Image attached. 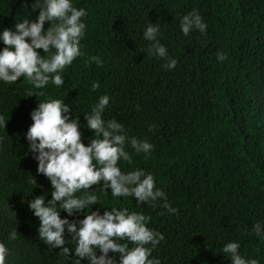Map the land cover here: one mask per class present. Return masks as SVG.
Wrapping results in <instances>:
<instances>
[{"label": "trees", "instance_id": "trees-1", "mask_svg": "<svg viewBox=\"0 0 264 264\" xmlns=\"http://www.w3.org/2000/svg\"><path fill=\"white\" fill-rule=\"evenodd\" d=\"M35 2L0 0V33L14 31L16 22L24 19L35 21L39 16V9L32 10ZM72 4L85 9L87 15L81 19L86 29L83 55L60 73L65 83L57 87L49 82L36 89L24 77L11 84L0 81V116L6 123L0 125V243L8 250L5 264H73L76 245L67 227L69 258L39 237L40 221L28 202L44 196L47 204L53 188L37 173L38 161L29 151L26 134L39 103L61 99L71 106L72 118L79 117L82 143L88 146L95 134L84 115L102 95L110 98L102 114L105 121L115 119L129 138L146 139L154 146L146 155L126 144L132 163L121 159V171L152 174L156 187L178 211L168 212L163 199L137 206L134 197L113 198L110 188L100 191L103 182L89 189L98 196L90 210L103 215L112 208H127L150 216L147 227L165 239L149 258L161 264H232L230 254L222 252L229 242L240 244L238 251L245 259L264 264V238L253 232L256 223L264 224V0H72ZM193 10L207 30L194 29L185 36L180 21ZM148 23H160L157 39L177 60L174 69L164 67L165 58L147 53ZM49 27L46 22L45 32ZM4 47L0 40V51ZM37 51L41 57L52 54ZM218 52L227 59L219 61ZM93 56L102 64L93 62ZM94 82L99 83L96 91ZM152 125L155 128L149 131ZM58 210L61 219L70 222L83 220L88 213L85 209L69 217ZM96 255H101L99 249ZM108 255L119 264L117 254Z\"/></svg>", "mask_w": 264, "mask_h": 264}, {"label": "clouds", "instance_id": "clouds-1", "mask_svg": "<svg viewBox=\"0 0 264 264\" xmlns=\"http://www.w3.org/2000/svg\"><path fill=\"white\" fill-rule=\"evenodd\" d=\"M37 9L39 16L35 21L24 19L16 22L14 31L5 29L0 33V40L6 46L0 51V81L11 84L24 77L36 89L45 88L49 82L59 87L65 83L60 73L83 55L81 40L86 24L81 18L87 13L84 8L74 7L72 0H36L32 10ZM46 22H50V27L45 32ZM180 28L188 36L194 29L206 32L207 24L193 10L183 16ZM159 33L160 23H148L144 32V39L151 42L147 53L165 58L167 63L164 67L174 69L177 60L169 57L166 47L157 39ZM38 49L52 54L41 57ZM217 59L222 62L227 56L218 52ZM91 60L97 65L102 64L99 56H93ZM98 88L99 83L94 82L92 91ZM109 99L108 95H102L92 107L91 113L84 115L87 128L95 134L88 146L82 143L79 117L72 118L71 106L63 100L48 99L40 102L33 110V124L26 139L29 151L38 161L37 173L49 179L53 191L52 199L47 204L45 197L39 196L29 201L28 206L39 218L40 227L37 231L40 239L53 248L61 249L60 254L69 258L72 249L65 246L68 241L64 238L67 227L71 242L76 245L73 264H81L84 259L90 261V264H116V257H109V252L119 256V264H161L159 259L149 258L165 239L160 232L147 227L150 216L141 212L130 213L127 208H112L101 215L99 210L91 211L89 208L98 204L96 191L89 189L103 182L100 191L110 188L113 198L134 197L137 206L163 199V207L168 212L178 211L167 202L164 191L156 187L152 174L143 170L127 173L121 171L118 166L121 159L132 163V156L125 150L126 144H130L137 154L146 155L154 146L146 139L129 138L123 125L115 119L105 121L102 118ZM0 125H6L3 116H0ZM154 128L155 125L150 126L149 131ZM32 183L36 186L33 177ZM78 192L82 194L77 196ZM58 209L66 212L69 217L85 209H88V213H85L83 220L70 222L67 218L61 219V211ZM253 232L257 237L264 238V224L256 223ZM16 237L17 231L14 230L10 239ZM239 248L238 242H229L222 252L230 254L232 264H259L256 259L241 256ZM96 249H99L101 255H96ZM7 254V248L0 243V264H5Z\"/></svg>", "mask_w": 264, "mask_h": 264}, {"label": "rangeland", "instance_id": "rangeland-1", "mask_svg": "<svg viewBox=\"0 0 264 264\" xmlns=\"http://www.w3.org/2000/svg\"><path fill=\"white\" fill-rule=\"evenodd\" d=\"M262 108L264 109V106H262Z\"/></svg>", "mask_w": 264, "mask_h": 264}]
</instances>
